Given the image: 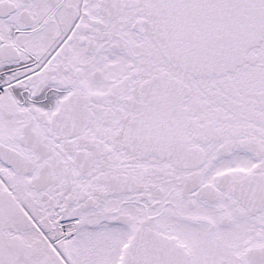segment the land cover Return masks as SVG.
<instances>
[{
    "label": "snow or ice",
    "instance_id": "6c2138e0",
    "mask_svg": "<svg viewBox=\"0 0 264 264\" xmlns=\"http://www.w3.org/2000/svg\"><path fill=\"white\" fill-rule=\"evenodd\" d=\"M0 264H264V0H0Z\"/></svg>",
    "mask_w": 264,
    "mask_h": 264
}]
</instances>
